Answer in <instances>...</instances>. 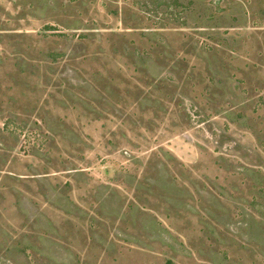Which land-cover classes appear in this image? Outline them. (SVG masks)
<instances>
[{
	"label": "rangeland",
	"instance_id": "374dc122",
	"mask_svg": "<svg viewBox=\"0 0 264 264\" xmlns=\"http://www.w3.org/2000/svg\"><path fill=\"white\" fill-rule=\"evenodd\" d=\"M0 264H264V0H0Z\"/></svg>",
	"mask_w": 264,
	"mask_h": 264
}]
</instances>
